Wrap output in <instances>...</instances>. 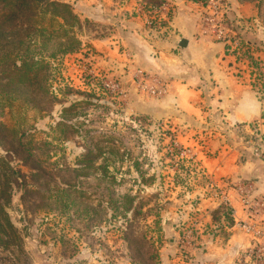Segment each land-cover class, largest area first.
Returning <instances> with one entry per match:
<instances>
[{
	"label": "rangeland",
	"instance_id": "374dc122",
	"mask_svg": "<svg viewBox=\"0 0 264 264\" xmlns=\"http://www.w3.org/2000/svg\"><path fill=\"white\" fill-rule=\"evenodd\" d=\"M61 1L70 5L76 24L53 17L61 27L49 12L28 20L30 3L0 22V122L6 126L0 127V159L17 170L15 177L6 171L5 180L0 172V185H8V200H0V264H187L203 228L193 209L187 219L176 218L190 195L194 202L208 189L230 214L223 202L225 195L229 201V187L246 211L244 200L264 197H257L253 185L249 193L240 192L237 187L246 181L232 185L208 178L177 142L169 119H156L127 95L123 81L129 75L135 92L150 96L139 86L141 77L134 78L140 68L128 71L121 58L111 62L115 69L106 66L108 54L125 52L128 27L138 26L151 40L154 29L164 26L157 25V17L168 18L180 0ZM182 1L194 5L200 24L207 25L202 19L211 14V0ZM237 1L249 3L254 16L235 28L229 1L217 0L225 10L229 42L215 41L248 63L251 84L264 101V0ZM9 7L0 2V13ZM235 29L258 30L253 39L260 51L247 48ZM24 50L23 56L42 61L27 82L15 72L17 53ZM140 70L149 83L157 75ZM260 123L250 125L245 141L264 168L253 155L254 129L264 135ZM18 140L27 143L24 149ZM18 152L29 161H20ZM196 190L199 194H192ZM250 247L240 252L242 264H264L247 255Z\"/></svg>",
	"mask_w": 264,
	"mask_h": 264
},
{
	"label": "crops",
	"instance_id": "0c3cea01",
	"mask_svg": "<svg viewBox=\"0 0 264 264\" xmlns=\"http://www.w3.org/2000/svg\"><path fill=\"white\" fill-rule=\"evenodd\" d=\"M228 1L233 25L254 16L249 3ZM177 5L167 24L154 29L151 40L138 26L128 27L122 38L125 52L120 57L108 54L106 66L115 69L111 62L121 58L128 71L140 68L157 74L166 88L159 97L137 94L129 75L124 79L133 104L144 107L156 119H169L177 142L187 148L188 155L208 178L232 185L251 182L257 197H264V168L245 141L254 121L261 120L259 129L264 131V101L251 84L245 68L248 63L230 54L221 42L202 34L194 5L182 0ZM257 31L235 29L233 34L241 37L247 48L260 51L258 41L253 39ZM180 40L185 41L184 45H178ZM226 193L232 214L225 213L228 208L215 201L208 189L201 191L197 201L193 202L195 195H190V201L179 205L181 211L176 210V218L181 221L187 219L189 210H195L194 218L203 225L198 246L187 264H242L245 259L240 252L264 242V210L254 217L263 237L254 240L240 226L241 221L251 219L239 194L232 186ZM192 194L199 193L196 190Z\"/></svg>",
	"mask_w": 264,
	"mask_h": 264
},
{
	"label": "built area",
	"instance_id": "2783aa9c",
	"mask_svg": "<svg viewBox=\"0 0 264 264\" xmlns=\"http://www.w3.org/2000/svg\"><path fill=\"white\" fill-rule=\"evenodd\" d=\"M212 4V11L211 14L208 15L207 17H204L202 19V23L207 22V25L202 24V34L205 36L211 37L213 40H218L223 43H228L229 38L227 37V31L225 28V17H224V8L220 7V5L217 4V0H211ZM164 8V7H162ZM165 14V13H164ZM157 25H160V21L166 20L165 16H159L157 17ZM148 74L142 72L140 69H136L134 72V78L139 81L140 78V88L141 90L145 91L147 94L154 96V97H159L162 96L166 88L165 86L161 83L160 79L158 78L157 75L155 77H152L151 82L149 83L148 81L145 80L147 78ZM149 77V76H148ZM109 85V83H107ZM112 88H117L116 84H111ZM254 141H253V155L258 157L263 166H264V135L263 133H258L257 129H254ZM243 185H239L237 188L240 192L243 193H249L251 191V182H244L242 183ZM223 202L224 203H229L228 197L225 195L223 197ZM245 203H248L247 205V213L248 217L251 220H247L246 222L241 221L240 226L241 228L252 237L254 240H259L262 239L263 234L259 226L254 222V217H256L261 211L264 210V199H254L251 202H247L244 200ZM264 238V237H263ZM247 255L251 258H254L255 261L257 260H262L263 261V255H264V244L256 242L251 245V247L248 249Z\"/></svg>",
	"mask_w": 264,
	"mask_h": 264
},
{
	"label": "trees",
	"instance_id": "16d2710c",
	"mask_svg": "<svg viewBox=\"0 0 264 264\" xmlns=\"http://www.w3.org/2000/svg\"><path fill=\"white\" fill-rule=\"evenodd\" d=\"M3 1H7V3L10 5L9 8H12V10H8L7 12L4 11V13H0V22H2L3 20H6L4 22H7L8 20L12 19L15 16V12L16 11H21V7L23 6V4H32L31 6H28V10L29 12H32L30 16H28V20H31L35 17H38L40 14L45 16L46 12H49V14L52 16L51 19H53V17H60L63 22H70L71 24L74 23L76 24L78 22V18L76 17V15L72 12L71 7L68 3L62 2L61 0H0V2ZM192 2H199V1H203V0H190ZM25 7V6H24ZM26 8V7H25ZM38 9H40V11H38ZM170 17V16H169ZM168 17V18H169ZM166 18V21L167 19ZM55 20L57 25H61V27L64 26V24H59L56 19ZM166 21H160V24L162 25H166L167 22ZM9 24V23H8ZM29 26V24L27 25V27ZM27 27H23V25H21L22 31L27 32L28 28ZM32 29L35 32H38L41 34H44L46 31L43 27H32ZM24 33L21 36V40L18 42V44H21L23 39L26 37L24 35ZM49 42V36L47 37V39L43 38V43ZM27 48V47H26ZM65 50V49H64ZM26 53V51H22L20 53H17V62H18V66L15 67V72H22V76H24V78H26V82H27V77L30 74V72L33 70V67L35 65L42 64V61H34L32 58L29 57H25L23 56ZM16 57V55H15ZM2 58H6L1 57ZM0 127H6L5 123L0 122ZM18 143L20 145H18V147L21 148H25V145H27V143H20L18 140ZM20 152V151H19ZM17 153L18 157L20 159V161L22 160L23 162L25 161H29V159L27 157H22L24 153ZM25 152H27L25 150ZM20 154V155H19ZM27 156H32V154L30 155V153H27ZM0 172H2L4 174V180H5V172L8 171L12 176H16L17 175V170L12 169L8 164H6L3 159H0ZM7 189H8V185L6 184V182L4 183V181H2L1 185H0V196L1 197V202H5L8 200V193H7ZM2 211V206L0 204V212ZM226 214H229V211H225ZM2 215H5V213L3 212ZM5 218V216H3ZM6 225L11 226V224L6 221Z\"/></svg>",
	"mask_w": 264,
	"mask_h": 264
},
{
	"label": "water",
	"instance_id": "95a60500",
	"mask_svg": "<svg viewBox=\"0 0 264 264\" xmlns=\"http://www.w3.org/2000/svg\"><path fill=\"white\" fill-rule=\"evenodd\" d=\"M184 42H185L184 40H180L178 45L182 46V45H184Z\"/></svg>",
	"mask_w": 264,
	"mask_h": 264
}]
</instances>
